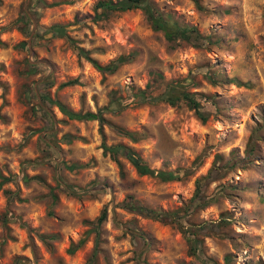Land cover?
<instances>
[{
  "label": "rangeland",
  "instance_id": "374dc122",
  "mask_svg": "<svg viewBox=\"0 0 264 264\" xmlns=\"http://www.w3.org/2000/svg\"><path fill=\"white\" fill-rule=\"evenodd\" d=\"M102 1L0 0V176L9 179H0V264H264V0H151L215 42L176 48L143 10L107 18ZM56 25L72 29L43 37ZM79 49L101 67L126 60L105 73ZM69 81L79 84L61 87ZM175 81L190 85L200 114L139 101ZM43 96L74 113L103 111L107 123L71 120ZM104 140L180 179L141 176L126 151L120 164L105 155ZM130 203L183 211L198 236ZM104 212L99 229L90 225Z\"/></svg>",
  "mask_w": 264,
  "mask_h": 264
},
{
  "label": "trees",
  "instance_id": "16d2710c",
  "mask_svg": "<svg viewBox=\"0 0 264 264\" xmlns=\"http://www.w3.org/2000/svg\"><path fill=\"white\" fill-rule=\"evenodd\" d=\"M151 0H108V1H102L97 5V11L102 10L101 15L105 17H109L111 15L117 14V13H126L133 10L141 9L146 14L149 22L151 23L152 27L156 31L163 32L165 35V38L169 45L172 48L178 47L182 42H186L187 44H194L196 42L197 46L200 47L202 44H200V41H206L209 44H215L212 37H204L196 27H191L188 25H183L177 20L173 19L172 17H165L164 15L158 13L154 7L150 3ZM197 5H199L198 0H194ZM200 7V6H199ZM23 22V21H22ZM25 23H27L24 20ZM72 29V27H64L60 25H56L51 27L49 30L46 31L43 37H47L49 39L53 38H65L68 35V32ZM80 55L86 58L88 61H90L97 69H99L102 72L105 73H115L120 68L121 64L126 60L125 57L119 58L118 61L115 63L107 66V67H101L98 65L97 62L93 61L91 57L89 56V53L85 52V50L79 49ZM33 68H36V66H32ZM162 78V75H160ZM211 82H216L218 79H215L213 77H210ZM228 82L235 84L238 87L243 86H249L248 84H245L243 82L238 81L237 79H231L228 80ZM78 81H69L65 84H63L61 87L66 88L70 86H76L78 85ZM193 84V83H192ZM189 84L182 82V81H175L168 85V88L166 92L160 94L157 98L154 97L152 94L148 92H139L138 98L140 102H154L156 100L160 102H165L170 104L171 106H177L180 103H185L187 106H189L192 110H195L197 114H200V109L202 107V104L200 101L197 100L196 94L190 93L188 90ZM152 87V86H150ZM43 101L47 102L50 101L52 105H56L60 111L69 119L75 120V121H94L98 120L102 126H104L107 123L106 118L104 117L103 111H100L99 113H87V114H81V113H74L73 111L69 110L67 107H65L63 104H61L58 101H52L49 97L43 96ZM119 104V102H117ZM107 110V109H105ZM113 111V110H109ZM205 121V119H203ZM119 132L125 136L130 138L133 141H138L139 137L135 133L127 132L122 129H119ZM103 149L105 155H110L111 158L118 162L119 157L122 154V151H126L127 158L131 161L133 166L136 168L137 172L141 176H150L154 178H158L163 182L168 181H174L179 180L180 177L173 173L168 171H155L150 168V166L140 157L139 154L134 152L131 149H124L121 145H115V146H108L104 140L103 142ZM255 147H252V152H254ZM78 166H74V168H77ZM0 179L2 182H6L9 180L8 178L0 176ZM201 188L199 185L198 191H197V198H199ZM199 192V193H198ZM12 194V193H10ZM13 195V194H12ZM56 197V195H54ZM57 198V197H56ZM213 200L211 201H194L192 206H195V210L203 209L207 207L209 204H211ZM129 208H131L134 211H137L142 216L152 219L155 221L162 222L164 224L174 225L179 230H181L182 233L191 234L192 236H198L197 232L192 231V229H187L185 227V224L182 220H184L188 214L182 215L181 212L183 211H177V212H166V211H159L154 210L150 208H146L142 205H136L135 203H130L127 205ZM186 213H189V210L187 209ZM186 216V217H185ZM107 220V213L104 212L103 215L100 217V219L97 222H92L90 225H93L97 229L100 228L102 223ZM0 221L3 222V224L6 226L8 223L7 217H1ZM96 230L95 228H93ZM194 232V233H192ZM99 236V235H98ZM144 237V235H142ZM100 237V236H99ZM99 237L96 238V246L98 247L100 245V239ZM43 240L50 241L52 239H55V236H42ZM84 241H82L79 245L81 246ZM199 242V238L195 239L192 246V251L196 254V244ZM72 247L70 249V253L74 254L77 251V248L79 247Z\"/></svg>",
  "mask_w": 264,
  "mask_h": 264
}]
</instances>
